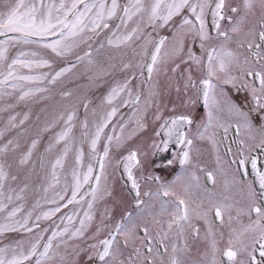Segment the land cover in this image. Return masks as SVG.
<instances>
[{"label":"snow or ice","instance_id":"snow-or-ice-1","mask_svg":"<svg viewBox=\"0 0 264 264\" xmlns=\"http://www.w3.org/2000/svg\"><path fill=\"white\" fill-rule=\"evenodd\" d=\"M0 264H264V0H0Z\"/></svg>","mask_w":264,"mask_h":264},{"label":"flooded vegetation","instance_id":"flooded-vegetation-1","mask_svg":"<svg viewBox=\"0 0 264 264\" xmlns=\"http://www.w3.org/2000/svg\"><path fill=\"white\" fill-rule=\"evenodd\" d=\"M233 95H235V93H233ZM172 105L171 103L168 104V109H171ZM124 111H127V109H125ZM196 111L198 113H202L203 112V104L202 102L197 105ZM83 112V107L81 106V113ZM166 115L168 114L167 112L165 113ZM81 116H83V113L81 114ZM162 135V134H161ZM232 134H230L229 139H231ZM159 139V137H158ZM225 144H227V141L225 142ZM196 147L200 148L203 151V161L205 164H207L209 167L213 166V160H212V151H211V145L209 144V142L207 140L204 141H197L196 142ZM87 150V146H85V152ZM100 150L102 151V145H100ZM179 149L177 148V146L175 145V143H171L169 145V147L166 150H162V151H156L154 154L151 155V161H152V171L154 174L156 175H160L162 177H165L167 179H171L173 176L176 175V173H178L181 169H180V165H179V161L175 160L173 164L169 165L167 163V161L172 160L173 159V153L177 152ZM221 152H223V149H221ZM193 155L195 156V152L193 153ZM249 174H251V168L249 165ZM115 177H117V185L120 187L119 190H117L116 188V192L117 195H123L125 197H127L129 195V190H130V185H127L121 178V175L119 172H117L115 174ZM218 191H222L223 190V178L222 177H218ZM132 195L134 196V193H132ZM134 207V205H133ZM191 243V241H190Z\"/></svg>","mask_w":264,"mask_h":264},{"label":"rangeland","instance_id":"rangeland-1","mask_svg":"<svg viewBox=\"0 0 264 264\" xmlns=\"http://www.w3.org/2000/svg\"><path fill=\"white\" fill-rule=\"evenodd\" d=\"M78 71H80L81 69H77ZM88 83V81L85 79V78H81V79H74L73 78V75L72 74H68L65 76L64 78V81L62 83V87H65L67 89H72V90H75L78 92L79 95H89V96H92V97H95L97 95H99V92L96 91V89H85L83 87H80L78 88L77 86L78 85H86ZM103 91V87H100V92ZM55 100L56 101H59L60 100V97L59 95H57L55 97ZM42 107V105L40 104H35L33 105V108H32V119L28 122L29 124H32L34 121H35V116H36V113L39 111V109ZM21 109H17V111H20ZM83 113V112H82ZM81 113V109H80V115L82 114ZM48 138V134H45L44 135V140H47ZM86 153H87V150H86ZM117 177H115L116 179ZM117 179H116V188H117ZM120 187L118 186L117 190H119ZM17 238H20V237H17Z\"/></svg>","mask_w":264,"mask_h":264},{"label":"water","instance_id":"water-1","mask_svg":"<svg viewBox=\"0 0 264 264\" xmlns=\"http://www.w3.org/2000/svg\"><path fill=\"white\" fill-rule=\"evenodd\" d=\"M123 179H126V177H122Z\"/></svg>","mask_w":264,"mask_h":264}]
</instances>
